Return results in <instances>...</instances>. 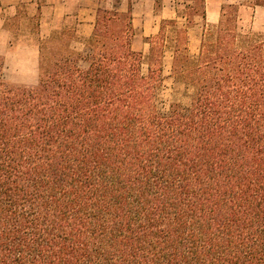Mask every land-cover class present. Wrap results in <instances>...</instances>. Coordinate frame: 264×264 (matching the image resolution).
<instances>
[{
    "label": "trees",
    "instance_id": "16d2710c",
    "mask_svg": "<svg viewBox=\"0 0 264 264\" xmlns=\"http://www.w3.org/2000/svg\"><path fill=\"white\" fill-rule=\"evenodd\" d=\"M241 7L221 6L193 59L161 20L146 74L130 7L97 10L85 55L77 23L54 29L35 87L0 57V264H264V33ZM167 27L194 96L162 112Z\"/></svg>",
    "mask_w": 264,
    "mask_h": 264
},
{
    "label": "rangeland",
    "instance_id": "374dc122",
    "mask_svg": "<svg viewBox=\"0 0 264 264\" xmlns=\"http://www.w3.org/2000/svg\"><path fill=\"white\" fill-rule=\"evenodd\" d=\"M104 8L107 10H117L120 12H127L130 7V14L132 18V26L134 39L132 47L135 51L140 52L144 59L142 65V73H147V55L149 51V45L147 40L157 35L160 28V15L162 12L166 17H172L171 19H162L167 21H175L176 28L186 33L188 37L187 51L188 55L193 59L196 58L200 49L201 39L204 29L207 26L216 25L220 17V8L222 5H242L240 9V22L239 25L243 32L253 34L264 33V7L256 6V0H173L168 6H164L162 0H102ZM149 1V2H148ZM77 6L76 0L70 1L69 14L74 15ZM206 7L209 10L216 11L213 14L216 18L206 19ZM203 8L205 19L203 16ZM174 17V18H173ZM73 20H68L66 26L68 28L73 27ZM172 27H167L166 33L168 39L164 43V54L162 59V74L164 77L163 82L158 91V108L162 112H168L172 108L188 107L194 96V90L188 86L184 81H180L172 74V50L174 30ZM76 35V33H75ZM77 41L71 43V48L83 55L88 53V49L84 44V49L80 52L78 49L80 46L76 45V42L80 41V38L76 35ZM82 67H86L87 64L81 62ZM12 74L9 70L3 68V75L6 81L15 84L10 80L9 74ZM25 71L18 72V76L25 75ZM15 73V75H17ZM37 82V81H36ZM36 82L32 86L21 85L25 87H35ZM20 85V84H15Z\"/></svg>",
    "mask_w": 264,
    "mask_h": 264
},
{
    "label": "crops",
    "instance_id": "0c3cea01",
    "mask_svg": "<svg viewBox=\"0 0 264 264\" xmlns=\"http://www.w3.org/2000/svg\"><path fill=\"white\" fill-rule=\"evenodd\" d=\"M70 1L0 0V57L4 69L12 72L9 77L13 83L32 86L38 81L39 43L48 38L54 29L66 26L70 19L74 21L73 26L77 23L78 50L81 52L84 49L83 42L92 35L97 10L104 3L100 0H76V12L70 15ZM171 1L173 3V0H162V3L168 6ZM215 13L206 7V19H215ZM167 18L172 17H166L162 12L160 20ZM22 71L28 73L18 76L17 73Z\"/></svg>",
    "mask_w": 264,
    "mask_h": 264
}]
</instances>
